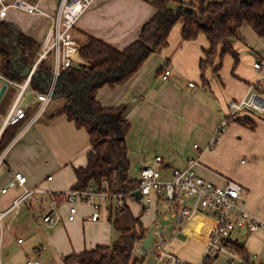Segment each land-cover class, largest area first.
<instances>
[{"label":"crops","instance_id":"0c3cea01","mask_svg":"<svg viewBox=\"0 0 264 264\" xmlns=\"http://www.w3.org/2000/svg\"><path fill=\"white\" fill-rule=\"evenodd\" d=\"M152 1L97 0L79 19L75 38L81 45L91 35L123 49L139 37L142 24L155 14ZM178 3L173 0L172 5ZM42 4L48 10L56 6L54 0H43ZM7 20L43 42L48 28L45 16L12 10ZM182 28L181 23L175 24L167 48L153 53L124 84L100 88L97 99L106 106L130 105L127 117L132 128L127 143L131 170L138 167L137 176L130 173L132 178H139L145 164H155L158 155L164 159L156 163L163 168V179L170 178L172 168L186 167L194 160L196 172L216 185H225L229 179L241 183L246 208L264 217V117L240 113L222 138L211 145L217 127L228 114L229 101L245 96L256 82L262 83V79L264 82V55L257 59L261 68L248 60L247 67L243 64L235 71L232 57H225L220 77L209 69L205 84L200 62L204 48L209 46L207 37L201 33L180 45ZM218 62L217 58L216 65ZM166 65L171 68V75L163 79L161 73ZM261 91L264 94L263 83ZM60 99L59 106L48 110L49 104L45 114L26 128L0 162V188L10 182L15 172L27 176L26 184L9 187L0 196V211H7L0 222V264H24L29 258L39 259L42 264H65L63 257L92 250L98 244H111L120 235L108 218L109 206L116 203L115 198L100 199L103 208L98 220L91 219L92 206L84 202L77 203V214L70 219V203L62 202L54 210L59 216L56 223L43 221L44 215L51 211V193L75 185V167L87 164V152L91 149L86 130L77 128L65 114H54L65 104V99ZM1 115L0 129L7 114ZM245 117L248 124L238 121ZM4 150L0 151V158ZM33 188H43L47 193L30 194L15 205L21 193ZM149 196L151 199L142 203L131 194L124 203L140 218L147 232L155 225L159 231L160 219L172 220L167 230H160L164 240L161 251L165 249L169 256L197 264L215 227V212L201 208L191 219H181L174 216L173 210L191 203L189 198L169 208L164 194L152 191ZM234 236L244 247V257L264 264L263 229L250 232L238 228ZM214 264L242 262L238 257L222 254Z\"/></svg>","mask_w":264,"mask_h":264},{"label":"trees","instance_id":"16d2710c","mask_svg":"<svg viewBox=\"0 0 264 264\" xmlns=\"http://www.w3.org/2000/svg\"><path fill=\"white\" fill-rule=\"evenodd\" d=\"M153 0L156 12L141 26L139 37L118 49L109 43L89 36L80 46V55L89 64L72 65L62 69L57 79L54 98H64L65 104L54 114H65L79 129L87 131L91 149L87 152V164L75 167L77 182L72 189L85 190L90 185L98 191L134 194L140 178L130 176L131 160L127 135L132 123L127 117L130 105H103L97 93L105 85L115 87L127 82L155 52H162L169 44L175 24L181 23L184 43L205 34L209 46L204 48L201 59V78L205 84L207 71L215 76L227 54L234 60V71L240 61L234 46L243 40L241 29L248 24L260 37H264V0ZM42 43L26 34L8 20L0 21V67L2 73L17 81L24 80L36 60ZM219 59L216 65V59ZM165 67L163 68L164 71ZM53 77L50 62L44 61L31 81V89L46 92ZM37 108L27 110L25 118L9 125L0 139V151L15 138L26 120ZM238 121L248 124L247 118ZM253 127V125H252ZM124 197V198H125ZM109 220L120 232L111 244H98L94 249L63 257L65 264H136L133 260L137 242L147 234L140 218L135 217L130 207L109 206ZM242 244L238 250L243 252Z\"/></svg>","mask_w":264,"mask_h":264},{"label":"built area","instance_id":"2783aa9c","mask_svg":"<svg viewBox=\"0 0 264 264\" xmlns=\"http://www.w3.org/2000/svg\"><path fill=\"white\" fill-rule=\"evenodd\" d=\"M43 0H0V21L7 20L12 10H19L31 15L45 16L48 20V28L43 38L41 49L37 52V57L30 71L24 80L17 81L7 77L0 72V88L3 84L16 89V96L8 113L4 124L0 129V137L6 127L19 122L27 115V110L35 105V102L28 101L27 108L22 107L24 97L30 88L31 81L38 68L44 61L50 62L53 68V77L46 92H35L38 99L37 108L26 120L24 126L15 136L11 144L4 150L0 162L7 149L18 139L32 123L40 119L46 112L48 105L54 98V91L57 79L62 69L72 65L85 63L80 55V43L75 38V28L82 15L90 9L97 0H58L53 10H48L42 4ZM257 68H261L260 60L255 62ZM171 75L169 65L165 66L162 78L167 79ZM262 83L256 82L251 86L250 91L239 99H231L228 103V114L221 121L214 134L211 145L218 142L228 126L240 113L250 112L264 117V94L261 91ZM197 146V145H196ZM164 159L158 155L155 157V164H145L140 171V184L136 190L142 203L148 202L152 191L164 194L169 208L171 205H179L184 198L195 197L192 203L184 205L181 210H173L174 216L191 219L201 208L214 211L216 224L212 235L208 240L202 258L197 264H214L215 260L222 254H229L231 257H238L242 264H262L244 257L238 250L239 241L234 236V231L238 228L255 232L264 230V217L249 211L243 199L244 186L232 179L227 180L225 185H216L213 182L199 175L195 170L196 161L190 160L186 167H175L171 169L170 178L163 179V168L156 166V163ZM27 182V176L22 172H15L10 182L0 188V196L6 193L9 187L23 186ZM44 194L47 191L43 188L26 189L15 200L18 205L30 194ZM124 193H107L98 191L93 185L85 190L69 189L66 191L52 192L49 200L51 211L44 215L43 221L48 224L56 223L58 213L54 210L62 202L70 203L69 218L74 219L78 208L77 203L84 202L92 206V220L100 218L103 208L101 198H108L111 201L116 199L115 205L121 207L125 202ZM7 211H0V222ZM162 236L163 231H156V236ZM21 240V239H20ZM157 242V240H156ZM152 247L154 252H162L161 248L164 240H160L158 245ZM174 264H190L182 258L170 255ZM24 264H42L39 259L29 258Z\"/></svg>","mask_w":264,"mask_h":264},{"label":"rangeland","instance_id":"374dc122","mask_svg":"<svg viewBox=\"0 0 264 264\" xmlns=\"http://www.w3.org/2000/svg\"><path fill=\"white\" fill-rule=\"evenodd\" d=\"M54 1L57 3L56 0H54ZM210 1H214V0H210ZM241 33H242L244 39L243 40H237L236 41L237 47H235L236 50L239 52V58H240V61L237 65V68L241 67V65H243V64L246 65V67H247L248 60L256 62L258 58H261L264 55V37L258 36L252 30V28L248 25H244L242 27ZM182 44L183 43L180 42V45H182ZM168 46H169V44H168ZM167 47H165V48H167ZM228 56H231V55L227 54L225 57L227 58ZM169 58L172 59V57H169ZM232 59H233L232 63L234 66L235 60L233 57H232ZM0 70L2 71L1 67H0ZM161 77H162V73H161ZM193 80L195 82H197L196 79H193ZM262 83L264 84L263 79H262ZM15 96H16V89L13 88L12 86H8L4 92V95L2 96V98L0 100V113L2 114L1 115L2 117H4L5 114H7L6 112H8L9 108L11 107L12 103L14 102ZM28 101L35 102V104H37V102H38V99H37L36 95L33 93L31 88L28 89V91L24 97V100L22 103L23 108H27L26 104ZM61 101L62 100L60 98H53V100L50 103V106L48 107V110H54L55 107L59 106ZM84 133H85V131H84ZM86 135H88V133ZM137 169H138V167H135V166L132 168V170L130 168V173H132L133 176H137L138 175ZM189 199L192 203L195 200V197H192ZM171 221L172 220H170L169 218L160 219L157 223V230H159V231L163 230V229L167 230L168 229L167 227ZM170 224L172 225V223H170ZM167 235H168V232H167ZM167 235H166V239H167ZM161 239H162V236H158V235L156 236V240H157L156 244L157 245ZM133 260L136 261V264H174L171 257L169 256V253L167 250L164 249V250H162V252L157 253V252L153 251L152 247L150 249H145L143 247L141 241L137 242L135 245L134 253H133Z\"/></svg>","mask_w":264,"mask_h":264},{"label":"water","instance_id":"95a60500","mask_svg":"<svg viewBox=\"0 0 264 264\" xmlns=\"http://www.w3.org/2000/svg\"><path fill=\"white\" fill-rule=\"evenodd\" d=\"M86 64H89L88 61H85ZM30 71V68L26 70V74ZM7 88L6 84H3L2 87L0 88V100L2 96L4 95V92ZM139 194V190H136L134 192V195L137 196ZM156 242V225L152 226L148 229L147 235L142 239V245L145 249H150L151 247L154 246Z\"/></svg>","mask_w":264,"mask_h":264}]
</instances>
